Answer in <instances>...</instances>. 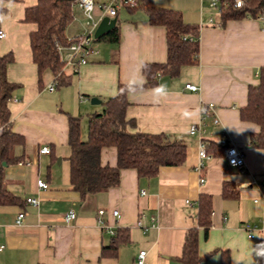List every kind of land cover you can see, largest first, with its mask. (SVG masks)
Masks as SVG:
<instances>
[{"label":"crops","instance_id":"0c3cea01","mask_svg":"<svg viewBox=\"0 0 264 264\" xmlns=\"http://www.w3.org/2000/svg\"><path fill=\"white\" fill-rule=\"evenodd\" d=\"M148 1L179 10L186 23L199 26L198 60L182 66L177 76H168L167 86L129 91L126 118L133 119L135 126L127 130L166 133L187 145V156L183 164L163 167L150 178L124 169L118 185L84 198L69 181L68 116H80L85 140L87 115L101 111L119 83H146L141 65L166 61L165 29L151 25L139 6L120 8L119 41H95L97 52L77 72L64 70L65 82L58 83V75L51 71L39 75L32 59L29 34L36 25L24 21V12L37 0L0 1L5 8L0 15V30L5 33L0 38V55L13 54L6 76L16 85L8 102L9 121L24 139L14 148L22 160L5 164L3 169L4 184L20 203L0 205V243L4 245L0 264H134L140 250L147 251L149 264H181L185 235L191 228L198 231L199 254L213 252L199 264H223L222 252L229 253L231 264L233 257L252 259L250 245L259 241L255 236L249 240L245 225H260L263 218L264 148L251 146L250 137L259 125L242 120L239 109L246 105L248 87L259 82L264 67V21L249 16L221 25L210 0ZM84 22L81 10L74 6L66 36L83 33ZM51 83H55L53 91L48 90ZM186 84L197 89L190 90ZM161 86L163 93L154 92ZM92 97L101 102L92 104ZM204 102L215 104L218 119L217 124L208 122L205 127L206 148L209 142L220 144L225 138L242 151V169L227 163L224 149L208 153L211 157L204 161L203 170L196 169L199 138L189 133V127L199 122ZM43 146L50 148L48 154L40 152ZM100 157L102 164L115 165L116 149L104 148ZM37 178L48 187L39 189ZM251 179L258 188L244 186ZM202 194L212 197L207 232L198 223ZM28 197L39 203H27ZM70 209L76 217L66 221ZM100 209L105 211L102 216ZM113 210L119 211V217L113 216ZM20 212L24 218L16 224ZM100 218L115 234L101 226ZM119 236H126V241Z\"/></svg>","mask_w":264,"mask_h":264},{"label":"trees","instance_id":"16d2710c","mask_svg":"<svg viewBox=\"0 0 264 264\" xmlns=\"http://www.w3.org/2000/svg\"><path fill=\"white\" fill-rule=\"evenodd\" d=\"M2 1V0H0ZM11 1V0H6ZM75 0H37L33 6L25 8L24 21L36 25L30 32L32 59L36 63L39 75L51 71L54 75L62 69L57 46L68 44L66 27L73 19ZM139 7L147 14L151 25L165 29L167 59L163 63H144L142 73L146 83H119L116 94L103 102L101 111L87 115L88 132L85 140L81 138L80 116H68V145L70 154L69 181L72 189L82 198L108 190L120 182L121 171L134 169L139 177H154L163 167H177L184 163L187 145L181 140L171 139L166 133L130 132L128 126H135L133 119L126 118L129 104L127 93L133 89L157 86L163 76L175 77L182 66L197 63L199 52V26L186 23L179 10L151 5L148 0H139ZM134 8V7H132ZM5 8L0 5V15ZM264 11V0H247L243 7L232 5L223 8L217 14L221 25L228 20L255 17ZM95 41H119V27L116 25L109 32ZM13 61L11 52L0 55V205H15L20 198L4 184V165L22 160L21 155L14 154V148L23 144L21 135L10 126L8 102L16 85L8 81L7 65ZM58 83L65 82L62 72L56 78ZM244 121L259 125V131L250 137V144L255 148H264V67L260 68L259 82L249 85L247 103L239 109ZM114 147L117 152L115 165L101 163V150ZM224 146L209 142L207 152L218 154ZM227 184H225L226 190ZM212 197L202 194L199 198L198 223L207 232L210 226ZM120 237V236H119ZM121 238V239H120ZM115 238L113 249L117 248L118 239L126 241V236ZM213 252L200 255L198 252V231H187L183 243L181 264H199ZM223 264L230 263L228 252H222Z\"/></svg>","mask_w":264,"mask_h":264},{"label":"built area","instance_id":"2783aa9c","mask_svg":"<svg viewBox=\"0 0 264 264\" xmlns=\"http://www.w3.org/2000/svg\"><path fill=\"white\" fill-rule=\"evenodd\" d=\"M247 0H210L209 6L211 10L218 13L223 8H226L230 5L233 7H243ZM139 4V0H75L73 7L77 6L83 16H84V32L68 37V44H59L57 46V51L59 54L60 61L62 63V69L60 72H63L66 69H69L71 72H77L79 68L86 64L89 61L91 54L96 53L97 50L94 47L95 38L94 32L104 17L114 18L117 17L118 10L120 8H132L136 7ZM257 19L264 21V11L258 12L255 16ZM211 21V20H210ZM5 33L0 30V38L4 37ZM59 72V73H60ZM58 73V75H59ZM55 88V83L48 85V90L53 91ZM186 88L190 90H196L197 87L192 84H186ZM215 104L204 102L200 107V120L198 123H193L189 127V133L196 135L199 138L198 148H199V162L196 169L201 172L205 166L204 161L210 159V155L206 150V141H205V132L206 125L208 122L214 124L218 123L217 117L214 115ZM220 144L224 146L223 155L227 163L238 169H242L245 165V158L242 151L235 145H230L225 138L220 141ZM40 152L43 154H48L50 148L48 146H43L40 149ZM205 178L200 177V181L204 182ZM36 186L39 189H46L48 183L41 178H37ZM244 186L247 188H258V183L255 179H251L248 182L244 183ZM144 193V192H143ZM258 198L254 199V202H258ZM26 202L32 205H37L39 200L34 197H28ZM104 210L100 209L98 211L99 216L104 214ZM113 216L119 217V211L113 210ZM76 217V213L73 209H70L64 216L66 221L72 220ZM24 218V212H20L16 219L15 223L20 224ZM99 223L104 228L108 229L111 234H115V231L99 219ZM137 225H141V222L138 221ZM245 230L247 231L248 238L253 234V232H258L264 234V199H263V218L261 219V224H250L245 225ZM251 236L250 238H252ZM4 248V245L0 243V251ZM147 251L140 250L135 258L134 264H149L146 259Z\"/></svg>","mask_w":264,"mask_h":264},{"label":"clouds","instance_id":"9594fccd","mask_svg":"<svg viewBox=\"0 0 264 264\" xmlns=\"http://www.w3.org/2000/svg\"><path fill=\"white\" fill-rule=\"evenodd\" d=\"M144 66L141 65V68H143ZM144 81H141V84L143 85ZM154 92L156 93H163L164 92V88L161 87H157L154 89ZM251 236H255L258 239V243L255 244H251V256L252 259L251 260H246L243 258H237V257H233V264H261V261H264V234H259L256 232H253V234ZM250 236V237H251ZM249 237V240H251Z\"/></svg>","mask_w":264,"mask_h":264},{"label":"water","instance_id":"95a60500","mask_svg":"<svg viewBox=\"0 0 264 264\" xmlns=\"http://www.w3.org/2000/svg\"><path fill=\"white\" fill-rule=\"evenodd\" d=\"M117 23V17L114 18H109V17H104L100 23L98 24L95 32H94V38H100L103 34L109 32L112 28H114L116 26ZM159 84L162 86H167L169 84V77L168 76H164L162 78L159 79ZM101 101L96 98V97H92L91 98V103L92 104H98Z\"/></svg>","mask_w":264,"mask_h":264},{"label":"rangeland","instance_id":"374dc122","mask_svg":"<svg viewBox=\"0 0 264 264\" xmlns=\"http://www.w3.org/2000/svg\"><path fill=\"white\" fill-rule=\"evenodd\" d=\"M100 41H98V43H99ZM85 138H86V136H84ZM65 164V163H64ZM66 164H68V160L66 161ZM64 166V165H63Z\"/></svg>","mask_w":264,"mask_h":264}]
</instances>
